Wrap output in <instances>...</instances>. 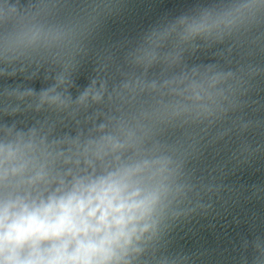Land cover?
<instances>
[{
    "label": "clouds",
    "instance_id": "1",
    "mask_svg": "<svg viewBox=\"0 0 264 264\" xmlns=\"http://www.w3.org/2000/svg\"><path fill=\"white\" fill-rule=\"evenodd\" d=\"M234 7L235 13L225 17L205 13L200 19L181 21V40L210 34L222 23L230 25L236 19L253 18L264 8V3ZM62 39L59 32L35 26L6 34L0 43V59L7 65L13 58L24 57L30 51L50 49ZM32 68L34 71L28 79L24 71L9 74L7 68L0 70V76L5 78L0 85L5 89V102L10 98L7 80L13 78L28 89L17 99L28 97L50 108L87 109L91 113V105L98 104L108 94L103 84L97 91L83 69L69 71L64 65L49 62L34 64ZM81 79L88 83L81 85ZM215 83L213 79L210 86ZM37 84L40 85L38 92ZM168 86H172L173 92L181 87L204 91L203 85L189 81L187 76ZM4 115H8L6 110ZM97 130L101 133L100 139L85 148V153L105 163V158L122 149L124 144L108 134L104 124ZM28 147L21 136L0 143V264H130L134 243L155 225L153 217L161 203L160 192L145 195L130 188L124 176L108 172L66 191L56 189L51 194L33 196L26 190L34 183L25 180ZM159 163L157 174L162 175L166 162Z\"/></svg>",
    "mask_w": 264,
    "mask_h": 264
}]
</instances>
